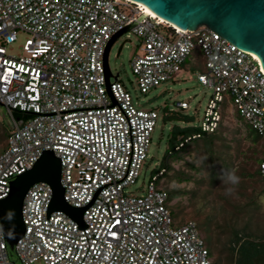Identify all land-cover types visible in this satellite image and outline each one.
I'll list each match as a JSON object with an SVG mask.
<instances>
[{
	"label": "built area",
	"instance_id": "obj_1",
	"mask_svg": "<svg viewBox=\"0 0 264 264\" xmlns=\"http://www.w3.org/2000/svg\"><path fill=\"white\" fill-rule=\"evenodd\" d=\"M130 26L123 35L141 40L132 67L142 93L175 79L198 50L206 68L198 81L214 89L202 131L215 133L229 104L264 138L261 62L209 28H177L129 0H0V104L10 120L0 201L53 151L65 202L84 210L83 223L50 212L52 187L31 186L22 206L25 233L13 249L0 222V264H215L196 222L173 218L164 170L145 195L127 190L149 159L159 120L157 111L136 107L118 77L107 86L106 49ZM20 35L21 53L11 54ZM259 174L264 183V157Z\"/></svg>",
	"mask_w": 264,
	"mask_h": 264
},
{
	"label": "rangeland",
	"instance_id": "obj_2",
	"mask_svg": "<svg viewBox=\"0 0 264 264\" xmlns=\"http://www.w3.org/2000/svg\"><path fill=\"white\" fill-rule=\"evenodd\" d=\"M25 38L20 35L19 41L9 48V52L20 54ZM140 44V38L130 32L121 36L109 53L111 83L118 77L138 109L155 110L159 114L148 151L149 159L143 165L135 184L127 188L129 193L136 196L147 193L150 181L161 170L163 158L167 154L171 128L175 123L172 119H165V113L168 110L179 111L177 103L186 102L189 108L185 109V113L190 117V122L179 125L200 127L214 97V89L198 81L199 74L206 72L198 50L194 52V60H188L175 79L160 83L147 93H142L132 67ZM224 109L218 138L213 145H206L203 141L193 145L190 150L181 154L180 160L172 162L173 170L160 178L163 188L169 191H185L184 195L170 204L171 210L177 215L178 223L192 220L210 227L208 236L213 237L211 248L216 261L223 257L220 255L219 243L228 242L232 230L239 231L252 240H264V183L255 174L259 160L264 157V138L256 141L257 136L251 135V129L233 113L229 104H224ZM9 131L10 120L5 108L0 106V153L6 149ZM231 169L236 170L240 182L237 185H223L219 178L220 173L222 170ZM179 173L191 177L192 180L178 183L175 178ZM228 187L233 188L231 194H226ZM203 234L208 237L206 231ZM221 264L227 262L223 259Z\"/></svg>",
	"mask_w": 264,
	"mask_h": 264
},
{
	"label": "water",
	"instance_id": "obj_3",
	"mask_svg": "<svg viewBox=\"0 0 264 264\" xmlns=\"http://www.w3.org/2000/svg\"><path fill=\"white\" fill-rule=\"evenodd\" d=\"M141 3L159 18L180 29L196 31L207 27L238 49L255 54L264 70V0H129ZM171 25V24H170ZM132 26L117 34L109 43L105 57L106 81L112 73L109 53L114 43ZM123 45L119 49V54ZM1 107H3L0 104ZM61 161L53 151L44 152L35 167L12 182L11 195L0 201V222L11 249L25 233L22 220L24 198L31 186L44 182L54 192L50 212L61 210L83 223V209L69 206L64 200L61 185Z\"/></svg>",
	"mask_w": 264,
	"mask_h": 264
},
{
	"label": "trees",
	"instance_id": "obj_4",
	"mask_svg": "<svg viewBox=\"0 0 264 264\" xmlns=\"http://www.w3.org/2000/svg\"><path fill=\"white\" fill-rule=\"evenodd\" d=\"M164 118L172 119L173 122L175 123L173 127L171 128V133L169 136V147H168L167 154L163 158V161L161 164V170L158 172L159 174L164 170L165 171L164 175H166L168 171L173 170V167L171 165L172 162L174 160H180L181 154L185 153L187 150H190V148L193 145L198 144L200 141H203L206 145H213L214 141L218 138V131L221 127V124H220L218 130L215 133L210 134V133L203 132L201 129V126L200 127H192V126L184 127L182 125H179V123L190 122V117L187 115V113H185V110L181 108L179 111L168 110L165 113ZM251 131H252L251 133L252 136L253 135L257 136L256 141L261 140L263 138L259 136L257 133H255L253 130ZM262 158L258 162V170L255 173L256 176H258L260 179L261 177L259 174V164ZM192 167L195 168L194 166ZM175 179L178 181V183H188L192 180L191 177H188L183 173H179ZM166 191L169 197L168 199L169 209L172 213L173 218L175 219V221H177L176 220L177 215L174 211L171 210L170 204L174 199L179 198L180 196L184 195L185 191L181 189H177L174 191H169L166 189ZM196 224L200 232L203 234V231L204 232L206 231L207 233L206 236H208L210 227L209 228L205 227V225H202V224L200 225L197 222ZM204 238L206 240L210 253L214 258L215 264H221V261L223 262V259L227 262V264H264V240L262 241H257L255 239L252 240V239L244 237L241 232L232 230L230 240L226 243H222V242L219 243L220 255L223 257L221 260L216 261L214 254L212 252V248H211L212 243H213V237L204 236Z\"/></svg>",
	"mask_w": 264,
	"mask_h": 264
},
{
	"label": "clouds",
	"instance_id": "obj_5",
	"mask_svg": "<svg viewBox=\"0 0 264 264\" xmlns=\"http://www.w3.org/2000/svg\"><path fill=\"white\" fill-rule=\"evenodd\" d=\"M220 180L222 181L223 185H237L240 182V178L236 175V170H222L220 173ZM233 188L228 187L226 188V194H231Z\"/></svg>",
	"mask_w": 264,
	"mask_h": 264
},
{
	"label": "bare ground",
	"instance_id": "obj_6",
	"mask_svg": "<svg viewBox=\"0 0 264 264\" xmlns=\"http://www.w3.org/2000/svg\"><path fill=\"white\" fill-rule=\"evenodd\" d=\"M140 6H142L143 7V9L145 10V14L146 15H151V16H153V17H155V18H158V16L153 12V11H151L148 7H146L145 5H143V4H139ZM163 22H166V23H168V24H171L172 26H175V27H177V28H180V27H178L177 25H175V24H173V23H169L168 21H166V20H164L163 18H160ZM257 59H259L255 54H253Z\"/></svg>",
	"mask_w": 264,
	"mask_h": 264
},
{
	"label": "snow or ice",
	"instance_id": "obj_7",
	"mask_svg": "<svg viewBox=\"0 0 264 264\" xmlns=\"http://www.w3.org/2000/svg\"><path fill=\"white\" fill-rule=\"evenodd\" d=\"M29 43H32L31 41H29ZM7 63V62H6ZM117 223H119V221H117Z\"/></svg>",
	"mask_w": 264,
	"mask_h": 264
}]
</instances>
